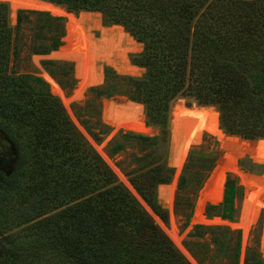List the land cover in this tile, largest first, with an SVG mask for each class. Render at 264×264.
<instances>
[{"label": "trees", "instance_id": "obj_1", "mask_svg": "<svg viewBox=\"0 0 264 264\" xmlns=\"http://www.w3.org/2000/svg\"><path fill=\"white\" fill-rule=\"evenodd\" d=\"M54 3L83 11L81 19L75 18L73 31H68L60 15L75 13ZM85 10L101 11L105 24H120L144 43V51L133 59L146 67L145 76H119L111 66H105V76L106 81L112 77L134 87L130 97L144 104L149 123L165 130L171 112L172 120L195 123L197 129L201 124L213 125L210 110L217 109L210 105H215L226 130L221 127L224 140L243 145L246 157L264 163V0H0V129L17 149L13 170L0 171V193L18 190L27 174L35 180L22 201L28 206L24 217L10 218L0 207V264H191L117 182L49 84L32 74L10 72L13 57L17 61L26 45L31 54L75 50L80 32L81 38L95 45L93 59L80 65L86 74L91 67L101 72L96 62L104 60L121 72L137 74L140 68L130 65L126 55L139 43L121 26L105 28L103 39L95 38L91 27L99 21ZM43 63L50 66L56 61ZM63 65L72 70L68 62ZM115 86L109 96L125 93ZM182 96L194 98L200 106H187L181 98L174 107L209 110H171ZM244 159L239 160L241 167H246ZM163 168L146 170L134 178V184L165 219L167 212L158 204L156 188L169 181L172 169L159 174ZM224 187V200L208 205L207 213L234 221L243 186L229 172ZM64 188L77 200L74 210L41 218L57 208L50 204L65 194ZM252 198L264 206V175L255 177ZM198 227L207 226L196 225L191 236L199 235ZM208 228L224 232L215 239L217 246L226 245L221 236L229 239L227 243L234 240L230 264H238L241 231L221 225Z\"/></svg>", "mask_w": 264, "mask_h": 264}, {"label": "rangeland", "instance_id": "obj_2", "mask_svg": "<svg viewBox=\"0 0 264 264\" xmlns=\"http://www.w3.org/2000/svg\"><path fill=\"white\" fill-rule=\"evenodd\" d=\"M67 11L75 14L64 12V15L60 16L64 17L68 31H73L75 18L81 19L83 11ZM85 11H90L99 21L97 26L91 27V33L99 40L103 39L105 28L110 30L116 26H122L120 24H105L101 11ZM54 12L62 13L58 10ZM10 23L13 26L17 24H13L11 20ZM122 27L130 34L134 42H138L140 45L138 49L130 50L126 55L130 65L140 68L137 74L121 72L107 60L96 62L101 68V72L97 68L91 67L86 74L80 65L84 66L85 61L88 62V59H93L95 45L92 40L81 38L79 31H76L80 34V40L75 49H78L77 51L59 50L47 55L31 54L26 45L17 61L13 57L10 72L32 74L41 77L49 84L52 92L62 101L72 123L88 145L92 146L110 167L117 178V182L121 183L124 189H127L135 197L191 264H230V253L232 252L230 246H234V240L232 243H227L229 239L221 236L222 245L224 243L226 245L224 247L217 246L215 239L220 238L222 232L208 228V226L215 225L241 231L238 264H264V206L257 205L252 198L255 177L264 175V163L255 162L246 157L243 145L224 140L221 127L225 132L226 130L221 124L220 112L215 105H210L215 107L217 111L210 110L213 113V125H208L219 131V141L215 136L206 133L199 144H195L189 149L184 162H182V152L178 143L183 138L184 123L172 120L171 112L165 130L161 125L149 123L144 104L130 97L134 87L127 84V81L112 77L106 81L105 66H111L119 76L134 78L145 76L147 71L146 67L138 65L133 59L135 55L144 51V43L138 41L124 26ZM27 42L29 44L31 39H28ZM54 52H63L65 58L51 57ZM46 59L54 60L56 64L48 66L43 63ZM65 61L71 65L72 70L69 65H63ZM115 84L117 85L115 87L119 89L118 91L125 93L109 96L108 92L112 90V86ZM93 87H97V90H91ZM181 98L184 99L187 106H200L194 98L182 96L174 101L171 110ZM142 108L145 120L141 117ZM193 125V133L195 137H198L201 126L205 124H201L198 129L195 123ZM142 136L157 138V140H146ZM1 137L0 135V140ZM229 147H233L230 152ZM241 158H245L246 167L240 166L239 160ZM219 162V174L215 178L214 190L210 189L203 194L202 192ZM157 165L164 167L159 174H164L168 168L172 169L169 181L159 184L156 188L158 204L167 212L165 219L152 208L134 184L136 176L142 175L146 170ZM229 172L238 176L240 184L243 186L242 195L236 198V219L234 221L223 219L219 214L209 216L207 213L208 205H218L224 200L225 187L223 188V186H225ZM24 179L25 183L18 190L12 189L0 193V207L10 218L18 215L20 217L21 214V216L25 215L23 212L26 207L28 208L22 201L28 193V185L35 183V180L29 174ZM162 188H164L165 198L161 193ZM64 190L65 194L56 195L54 204H50L52 206L57 205V208L41 218L62 211H67L66 214H69L74 210L77 200L73 198L71 192H67L68 188H64ZM210 191L215 193L213 197L210 196ZM51 196L53 197V194ZM82 199L80 198V200ZM80 200L78 199V201ZM259 206H263V209L256 219L255 215ZM72 207L73 209H71ZM218 211L221 212V210ZM241 223L250 226L246 236H244L245 229L243 227L234 226ZM196 225L207 227H198L200 236L196 234L191 236ZM20 229L18 227L12 231ZM174 229H177L178 234L174 233ZM228 236L230 237V233Z\"/></svg>", "mask_w": 264, "mask_h": 264}, {"label": "bare ground", "instance_id": "obj_3", "mask_svg": "<svg viewBox=\"0 0 264 264\" xmlns=\"http://www.w3.org/2000/svg\"><path fill=\"white\" fill-rule=\"evenodd\" d=\"M86 12V11H84ZM76 19H79V18H76ZM122 27V26H121ZM78 50V49H77ZM75 50V51H77ZM51 57H54V58H58V59H64L65 58V54L63 52H54L51 54ZM86 90V89H85ZM123 99V98H122ZM174 108H192V107H174ZM192 109H203V108H192ZM203 110H209V109H203ZM194 125L193 123H190V122H185L183 124V138L182 140L178 143V146L180 147L181 149V152H182V162H184L185 160V156L187 154V152L189 151V149L195 145V144H199L201 141H202V138L204 137V135L206 133L208 134H211L213 136H215L217 138V140L219 141V138H220V133L219 131H217L213 126L211 125H208V124H205V125H202L201 128H200V135L198 137H195L194 133ZM233 149V147H229V152ZM227 151V150H226ZM226 154V153H225ZM226 156V155H225ZM224 157V156H223ZM223 159V158H222ZM221 159V160H222ZM220 160V162H221ZM224 161V160H223ZM220 162L218 163V165L216 166V168L214 169L213 173H212V176L210 177V179L208 180L204 190H203V194L208 192L210 189L213 191L214 190V187H215V178L217 177V175L219 174V171H218V167L220 166ZM210 191V196L213 197V195H215L214 192ZM263 209V206H259L257 208V212H256V219L258 218V215L259 213L261 212V210ZM242 220V218H241ZM241 222V221H240ZM236 227H243L245 229V232H244V236L247 235L249 229H250V226L248 224H245V223H241V224H238V225H234ZM175 228V227H174ZM177 230V229H176ZM174 229V233L175 234H178V232ZM173 235V234H172ZM178 236V235H177ZM178 239V238H177Z\"/></svg>", "mask_w": 264, "mask_h": 264}, {"label": "flooded vegetation", "instance_id": "obj_4", "mask_svg": "<svg viewBox=\"0 0 264 264\" xmlns=\"http://www.w3.org/2000/svg\"><path fill=\"white\" fill-rule=\"evenodd\" d=\"M0 141V171L6 172L12 164V160L14 159L15 161L13 164L17 161V149L16 151H13V148L11 147L13 142L11 140L9 141V139L1 137Z\"/></svg>", "mask_w": 264, "mask_h": 264}, {"label": "water", "instance_id": "obj_5", "mask_svg": "<svg viewBox=\"0 0 264 264\" xmlns=\"http://www.w3.org/2000/svg\"><path fill=\"white\" fill-rule=\"evenodd\" d=\"M46 1H48V0H46ZM49 2H51V1H49ZM53 3V2H52ZM54 4H56V3H54ZM56 5H59V6H61V7H64V6H62V5H60V4H56ZM64 9H66V8H64ZM69 13H71V12H69ZM66 35H67V29H66ZM0 135L2 136V138H6V139H9L8 138V136L5 134V132L3 131V130H1L0 129ZM4 135V136H3ZM255 140H258V139H255ZM9 141H10V139H9ZM12 143V142H11ZM11 147L13 148V151H16V146H15V144H11ZM15 161H14V159L12 160V164L10 165V168H9V170H6V172L7 173H10L12 170H13V168H14V165L15 164H13Z\"/></svg>", "mask_w": 264, "mask_h": 264}]
</instances>
